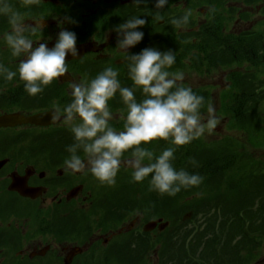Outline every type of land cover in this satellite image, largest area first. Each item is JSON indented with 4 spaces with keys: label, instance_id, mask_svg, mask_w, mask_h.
I'll return each instance as SVG.
<instances>
[{
    "label": "flooded vegetation",
    "instance_id": "obj_1",
    "mask_svg": "<svg viewBox=\"0 0 264 264\" xmlns=\"http://www.w3.org/2000/svg\"><path fill=\"white\" fill-rule=\"evenodd\" d=\"M3 2L20 11L26 24L45 18L43 30L29 36L34 47L39 41L52 48L59 32L66 29L76 34L77 45H90L92 50L76 58L69 54V74L30 96L17 71L23 55H11L3 40L11 26L8 17L0 15V64L17 71L11 81L0 75V264H192V254L161 252L165 241L176 245V226L168 236L167 227H147L156 218L145 206L134 207L133 214L125 210V191H120L125 165L115 178L116 186L101 183L87 168L65 170L64 160L70 155L67 147L74 138L62 121L52 122V109L70 102L72 74L91 79L111 66L118 71L122 86L132 85L123 61L127 53L116 47L115 26L131 16L145 19L147 23L137 29L144 33L143 39L127 51L138 54L146 47L161 51L151 45L157 35L153 26L166 19L157 21L155 14L179 18L190 8L191 25L176 28L178 34L187 30L194 44L197 40L192 32L208 22L209 1L168 0L161 9L156 8L157 0L140 4L134 0H40L27 8L22 7V0ZM187 66L192 72L193 64L188 61ZM109 107L114 113L111 124L119 130V109L124 105L118 93ZM78 155L84 157L82 151ZM145 241L152 244L147 252ZM128 248L136 251H125Z\"/></svg>",
    "mask_w": 264,
    "mask_h": 264
},
{
    "label": "clouds",
    "instance_id": "obj_2",
    "mask_svg": "<svg viewBox=\"0 0 264 264\" xmlns=\"http://www.w3.org/2000/svg\"><path fill=\"white\" fill-rule=\"evenodd\" d=\"M39 2L22 0V7ZM141 2L134 0L135 4ZM167 3L168 0H157L156 8L161 9ZM192 14L189 8L171 23L177 27L186 25ZM0 15L7 16L11 26V30L3 34L11 55H23L17 71L25 92L35 96L54 80L69 74L67 57L69 54L73 58L80 55L74 32L62 29L52 48L39 41L34 47L29 36L43 30L45 18L34 19L35 24H26L25 16L7 2L0 3ZM153 19L159 21L162 17L157 12ZM146 23L145 19L131 16L113 29L118 34L116 47L127 53L123 61L127 63L132 85L122 86L118 71L111 66L91 79H77L72 74L68 85L71 100L63 108L53 105L52 122L62 121L73 134L74 143L67 147L70 155L64 160L66 171L80 172L87 168L101 183L114 184L121 166L126 165L133 170V181L143 182L150 177L149 191L175 196L182 188L198 186L203 179L173 166L176 148L200 138L205 131L211 133L217 118L209 103L207 120L203 122L200 109L204 97L184 86L182 71L168 70L176 60L174 51L146 47L138 54L128 53L130 47L143 39L144 33L137 29ZM17 71L0 64V75L7 81L13 80ZM137 90L142 96L139 100ZM117 93L124 105L119 109V121L122 122L119 130L111 124L114 113L109 107V101ZM156 140L169 141L173 146L158 155L142 146ZM78 151L83 152V158ZM125 153H130L127 159Z\"/></svg>",
    "mask_w": 264,
    "mask_h": 264
},
{
    "label": "trees",
    "instance_id": "obj_3",
    "mask_svg": "<svg viewBox=\"0 0 264 264\" xmlns=\"http://www.w3.org/2000/svg\"><path fill=\"white\" fill-rule=\"evenodd\" d=\"M208 1L209 8L213 7L209 9L208 22L192 32L196 43L192 44L193 40L189 42L187 30L178 34L177 26L171 23L174 17L168 18L163 12L162 18L166 20L163 19L158 26L154 24L157 35L151 45L161 51H174L176 60L169 71L185 69L186 61H190L198 71H210L219 67L231 70L228 75L231 84L224 89L220 111L228 115L229 129L242 131L252 147L264 148V89H261L264 86V20L259 23L262 26L256 29L243 30L238 34L227 32L225 22L229 20V14L230 18L234 17L236 7L228 6V0ZM241 1L248 2L249 5L264 2ZM230 7L232 9L228 14ZM247 16V19L251 18L249 12L244 15ZM244 65L243 70L236 69L237 66ZM192 89L197 95L204 97L200 111L206 110L212 102V93L208 89ZM139 93L137 90L138 100L142 97ZM156 142L147 146L157 155L173 146L165 140ZM247 151L243 148V143L232 136L214 141H206L200 137L177 147L172 161L174 167L200 175L203 177L202 182L198 186L182 188L175 196L152 191L139 192L143 191L145 183L149 186L148 177L143 182L136 183L137 189H140L134 195L129 194V203L125 202L129 204V212L142 205L149 215L165 216L173 223L180 221L187 211H193L194 217L203 212L207 215L205 221L212 219V222L205 232L196 234L200 240L193 246V258L198 257L193 264H203L204 254L208 257L209 264H249L254 254L247 250L246 245H251L256 240L255 246L259 248L264 243V158ZM131 179V174L126 171L125 178L121 177L120 191L131 188L135 183L132 180L130 184ZM223 198L232 200L230 206H222L220 199ZM167 205L176 207L173 210L165 209L164 206ZM160 209L164 211L158 213ZM205 234L208 237L206 240ZM166 242L162 243L163 249L169 248V243ZM201 244L204 246L199 249ZM125 251L136 250L128 248Z\"/></svg>",
    "mask_w": 264,
    "mask_h": 264
},
{
    "label": "rangeland",
    "instance_id": "obj_4",
    "mask_svg": "<svg viewBox=\"0 0 264 264\" xmlns=\"http://www.w3.org/2000/svg\"><path fill=\"white\" fill-rule=\"evenodd\" d=\"M235 1H239L240 2V0H228L227 4H228V2L234 3ZM238 4L241 7H243V4H245V3L242 2V3H238ZM229 6L236 7V8L239 7L237 5V3L230 4ZM231 7L228 8V10H227L228 14H229V11L232 9ZM211 8H213V7H210L209 9H211ZM243 9H245L247 11H250L252 19H247L248 18V16H247L246 18L242 17V21H240L238 19L239 17L237 16V12L234 14V17H232V18H230V14H229V16L226 14L228 16V18H229V20H226V22H225V26H226L227 32L240 33L243 30H247V29H251V28L256 29V28H259V26H262L259 23H260V21L264 20V5L263 6L262 5H257V6L251 5V8L250 7H243ZM186 63H188V61H186ZM188 69H189L188 66H186L185 69H177V70H175V71H182L184 73V80H183L184 83L183 82L182 83L185 86H187V87L208 88L210 90V92L212 93V95H213V100L211 102V105L215 109V116L217 118V125L212 130L211 133L205 131L204 135L201 136V138H203L206 141H212V140L214 141V140H217V139L220 140L222 138H226L228 136H232L235 139H238L240 142L243 143V148L247 149L248 151H252L253 153L258 155L259 157L264 158V148H254V147H252L248 143V141H246L245 135H244V133L242 131H239L238 129L230 130L229 127L227 126V122H226L227 119H224L223 113L219 112V109H220V107L222 105L221 104V100H220L221 99V94L223 92L222 90H223L224 87H226L228 85L227 81H228L229 71L228 70L224 71L223 68H220V69H211L210 71L203 70V71H199V72L197 70L193 69L192 72H190V70H188ZM262 78H264V75H263ZM263 89H264V86H263ZM139 96L141 97V93H139ZM201 116H202L203 122L206 123L207 111L204 114H201ZM153 142L155 143L156 141H153ZM156 144H157V142H156ZM142 146L146 147L147 145L146 146L142 145ZM146 148H148V146ZM174 165L175 164L173 163V166ZM125 170L128 173H130V174L133 171L131 168L125 169ZM136 183L137 182L132 184V179H131L130 180V184H132L131 188L130 187L129 188H125V195H126L125 202L126 203H129V201L127 200L129 194L132 196V195H134L135 191L140 189V187L137 189ZM113 185L116 186V184H113ZM142 189H143V191L139 190V192H151V191H149V186L146 185V183L142 186ZM152 192L154 193L156 191H152ZM138 198L140 200V198H141V194L140 193H139ZM136 200H138V199L136 198ZM220 200H221V204H222L223 207H225V205L230 206V203L232 202L231 199H224L223 198V199H220ZM113 203L114 204L118 203L116 197H115ZM128 205L129 204L125 205V210L128 209ZM138 207H139V205H138ZM164 207H165V209L173 210L176 206L175 205H172V206L171 205H167V206H164ZM228 208L229 207H227V209ZM161 209L158 211V213L164 211V210H161ZM133 213H135L134 210H131V212H129V214H133ZM189 214L190 215H189L188 218H189V220L191 219V224L189 225L187 230L190 231L191 233H189V237L186 240L187 242H189L188 243L189 245H186V242H184V247L185 248H188V247L191 246V243H192L191 240L193 239V236L197 232L205 230L208 226L210 227L211 225H209V224L212 222V219H209V222L205 221V217L207 215H205L203 212L197 213L196 217L193 216V211H191V213H189ZM144 215L145 214L143 212V216ZM127 217H128L127 216V212L125 211V221L127 220ZM141 221H142V223L144 222L143 217H142ZM178 222H180V221H178ZM204 227H206V228H204ZM208 229L213 230L211 228H208ZM254 234H256V232H254ZM179 238H180V241L184 240V238H181V237H178V239H176L177 242L174 240V242H176V245H174L175 247L176 246H178V247L182 246V243L179 241ZM147 243H149V242L145 241L144 248H146V252L148 251L147 250V246L148 247L152 246V244L149 243V245H148ZM179 244H181V245H179ZM192 244H194V243H192ZM246 246H247L246 247L247 250L248 249L251 250V252L254 254V259H258V258H262V257L264 258V243L259 248H256V246H254V245L253 246L252 245H246ZM180 249L178 251H179V253H182L181 252L182 249H181V251H180ZM173 250H175L174 247H173Z\"/></svg>",
    "mask_w": 264,
    "mask_h": 264
},
{
    "label": "water",
    "instance_id": "obj_5",
    "mask_svg": "<svg viewBox=\"0 0 264 264\" xmlns=\"http://www.w3.org/2000/svg\"><path fill=\"white\" fill-rule=\"evenodd\" d=\"M86 49V47H82V50L84 51ZM152 226H153V224H152Z\"/></svg>",
    "mask_w": 264,
    "mask_h": 264
}]
</instances>
